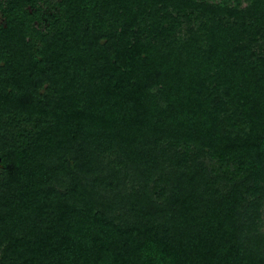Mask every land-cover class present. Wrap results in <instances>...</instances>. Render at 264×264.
Segmentation results:
<instances>
[{
	"label": "trees",
	"instance_id": "1",
	"mask_svg": "<svg viewBox=\"0 0 264 264\" xmlns=\"http://www.w3.org/2000/svg\"><path fill=\"white\" fill-rule=\"evenodd\" d=\"M263 210L264 0H0V264H264Z\"/></svg>",
	"mask_w": 264,
	"mask_h": 264
},
{
	"label": "rangeland",
	"instance_id": "2",
	"mask_svg": "<svg viewBox=\"0 0 264 264\" xmlns=\"http://www.w3.org/2000/svg\"><path fill=\"white\" fill-rule=\"evenodd\" d=\"M190 27H192V28H194V24H192L191 25V22H187V25H186V27L184 28V30L182 31V35H184V36H186L187 34V31H188V29L187 28H190ZM186 34V35H185ZM261 229H260V231H259V235L260 236H262V237H264V210H263V212L261 213Z\"/></svg>",
	"mask_w": 264,
	"mask_h": 264
}]
</instances>
